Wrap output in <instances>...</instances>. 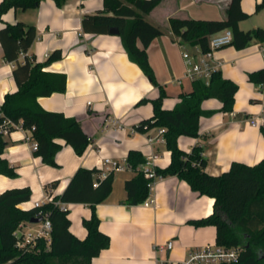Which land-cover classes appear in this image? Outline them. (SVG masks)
I'll list each match as a JSON object with an SVG mask.
<instances>
[{
  "label": "crops",
  "instance_id": "crops-1",
  "mask_svg": "<svg viewBox=\"0 0 264 264\" xmlns=\"http://www.w3.org/2000/svg\"><path fill=\"white\" fill-rule=\"evenodd\" d=\"M230 1L162 0L146 15L147 22L163 31V35L151 43L148 56L157 81L167 93L163 104L165 109L175 108L181 101L180 94L192 90V81L188 79H184L181 85L176 83L184 78L186 71L182 49L190 46L182 44L173 34L170 19L225 20ZM261 2L242 1L249 18L264 13V9L256 10ZM104 11L103 0H66L61 6L55 0H43L35 10L13 9L0 21V29L6 23L16 22L36 27L37 39L27 56L34 57L38 63H44L56 50L62 52L63 59L46 70L66 74L67 90L41 97L38 103L47 111L77 118L93 140L81 156L63 140H57L62 149L56 156L57 166L52 167L35 155L25 131L14 130L5 136L8 144L2 158L18 175L16 178L0 175V194L9 189L30 188L31 199L22 203L21 209L30 210L35 202L43 201L46 187L53 182H57L54 196H61L78 169L101 170L104 158L123 162L130 150H137L145 158L158 154V168H167L172 162L165 143L152 145L145 134L131 133V128L140 121L152 117V104L141 101L157 98L159 88L147 79L138 65L130 62L118 35L91 34L83 30L86 15ZM247 20L240 23L241 30L264 28V17L254 23L252 29L245 30L243 24ZM139 46H142L141 42ZM24 58L21 55L20 60ZM215 59L223 64L220 67L223 76L239 88L233 112L202 117L200 136H182L178 146L188 153L198 146L207 162L205 172L219 176L229 170L233 162L254 166L264 160L261 121L264 85L249 81V74L264 69V59L257 41L246 49L234 45L220 49ZM13 68V64L4 61L0 44V106L6 94L18 90L12 76ZM221 108L222 103L217 99L203 103V109L207 111ZM253 118L259 120L257 126L251 124ZM113 120H118L123 129L113 128ZM150 135L155 136V131ZM137 173L133 168L116 172L110 196L97 206L100 229L110 237L111 246L93 258L91 264H179L205 245L216 244V227L198 228L191 223L213 214L214 199L197 194L177 176H167L158 178L150 193L153 206H129L126 203V182ZM65 207L70 212L71 232L77 238L85 239L87 231L82 221L91 216L90 206L65 204ZM33 225H25L24 230H36L29 228Z\"/></svg>",
  "mask_w": 264,
  "mask_h": 264
},
{
  "label": "trees",
  "instance_id": "trees-1",
  "mask_svg": "<svg viewBox=\"0 0 264 264\" xmlns=\"http://www.w3.org/2000/svg\"><path fill=\"white\" fill-rule=\"evenodd\" d=\"M42 1L3 0L0 3V21L13 9L35 10ZM55 1L61 6L66 0ZM103 1L105 11L86 15L82 22L83 30L91 34L109 35L111 28H117L130 62L138 65L147 79L159 88L157 98L141 101L152 104V117L140 121L136 126L142 134L165 129L166 149L171 153L172 162L167 168H157L158 176H177L197 194L215 200L212 215L191 223L198 228L216 227L217 245L240 250L238 261L230 264H264V160L254 166L233 162L229 170L213 176L205 172L207 162L201 156L198 146L191 153L178 146L182 136H200L202 117L233 112L235 95L239 89L237 84L217 71L213 73L209 84L204 80H194L191 92L181 93V101L172 110L165 109L163 104L167 93L157 81L148 56L151 43L161 37L163 31L146 20V15L155 10L162 0ZM242 1H230L225 20L171 18V30L182 44L199 47L203 51L210 48V38L226 29L232 30V45L238 49H246L254 41L263 43L264 28L241 30L240 23L250 17L244 11ZM262 9L264 0L256 7L257 11ZM36 39V27L24 22L6 23L0 29L3 59L14 65L12 76L18 86L16 92L5 95L0 106V125L10 121L15 125L22 122L25 129L35 127L33 138L38 143L35 155L45 164L56 167V156L62 149L57 140H63L81 156L88 148L90 138L77 118L47 111L39 105V98L67 90V76L46 70L63 59L60 50L49 54L44 63H38L34 57L27 56ZM21 55L26 57L23 61L20 60ZM249 81L264 85V69L249 74ZM210 99L219 100L222 108L204 110L203 103ZM262 134L264 137V125ZM7 144L5 136L0 134V175L16 178V170L2 158ZM127 161L138 173L126 182V203L129 206L141 205L149 199L151 193L150 181L140 170L146 158L140 151L130 150ZM75 174L64 193L56 199L64 204L90 206L91 216L82 221L87 237L79 239L71 232L72 222L68 209H61L51 203L42 208L21 209L19 206L22 203L30 201L31 189H9L0 194V264H91L93 258L109 249L111 239L100 229L97 206L110 196L114 174L100 178L101 170L98 168H80ZM50 185L56 187L57 182ZM40 212L42 216L39 217L51 222L50 241L42 238L36 240L34 246L18 247L24 239L17 235L20 227L37 218Z\"/></svg>",
  "mask_w": 264,
  "mask_h": 264
},
{
  "label": "built area",
  "instance_id": "built-area-1",
  "mask_svg": "<svg viewBox=\"0 0 264 264\" xmlns=\"http://www.w3.org/2000/svg\"><path fill=\"white\" fill-rule=\"evenodd\" d=\"M234 41V34L231 29H226L225 31L213 36L209 40V47L207 51H203L199 47H190L193 50L188 49L187 47H183V59L186 66V71L184 78H181L176 81L177 84L181 85L184 79H188L190 81L194 80H204L207 84H209L210 78H212L213 73L220 71V67L223 65L221 61H217L215 59V54L225 47L231 46ZM260 53L264 59V42L260 43ZM262 124L264 125V114L261 118ZM112 127L115 129H123V125L120 124L118 120H113L111 122ZM251 124L253 126H257L259 124V120L253 118L251 119ZM12 130H23L25 131L27 136V141L31 144L32 150L35 152L38 150L37 140L33 138V132L35 127L25 129L23 127V123L15 125L10 121L4 122L0 125V134L3 136L9 135ZM131 133H139L137 131V127L131 128ZM165 129L159 128L155 130V136L149 134H145L147 136L148 142L152 145L158 143H165ZM89 142L93 144L92 138L89 139ZM159 159L158 154L150 155L146 158V162L140 170L143 172L145 177L150 181L149 187L150 191L153 190L158 178H161L157 174V161ZM127 169H132L129 165L127 159L123 162H119L110 158H104L103 160V168L101 169L100 178H106L111 174H115L119 171H124ZM54 187L47 186L45 190V197L43 201H37L34 204L33 208H42L45 204H55V206H59L61 209H67L64 203H61L53 194ZM154 201L149 198L142 205L145 207L153 206ZM39 216H42V212L39 213ZM30 224V223H28ZM38 228L34 231L26 232L24 230L25 225H22L17 232L18 236H23V242L19 244L18 247L24 248L27 245L34 246L36 240L38 239H46L50 241V233H51V222L50 220H43L42 223L37 224ZM163 248H161L162 250ZM240 250L238 248H226L220 245H205L204 247L194 251L189 255V257L180 262L179 264H230L236 263L239 258Z\"/></svg>",
  "mask_w": 264,
  "mask_h": 264
},
{
  "label": "rangeland",
  "instance_id": "rangeland-1",
  "mask_svg": "<svg viewBox=\"0 0 264 264\" xmlns=\"http://www.w3.org/2000/svg\"><path fill=\"white\" fill-rule=\"evenodd\" d=\"M264 17V13H260L259 15H253L251 18H249L244 24H243V29L248 30V29H252V26L254 23H259V20ZM262 28V27H260ZM188 49H192V48H188ZM183 50V49H182ZM188 84H190V82H188ZM37 225V224H36ZM29 228H38L37 226L33 225L30 226ZM26 232L28 230H25Z\"/></svg>",
  "mask_w": 264,
  "mask_h": 264
},
{
  "label": "water",
  "instance_id": "water-1",
  "mask_svg": "<svg viewBox=\"0 0 264 264\" xmlns=\"http://www.w3.org/2000/svg\"><path fill=\"white\" fill-rule=\"evenodd\" d=\"M118 33H119V31H118L117 28H111L110 34H112V35H118ZM42 221H43V218L42 217H37V218L31 219L30 220V224L36 225V224L42 223Z\"/></svg>",
  "mask_w": 264,
  "mask_h": 264
}]
</instances>
